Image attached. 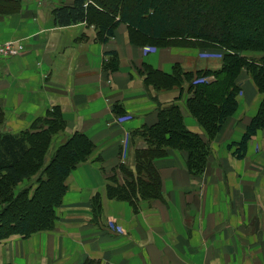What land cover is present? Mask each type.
Returning <instances> with one entry per match:
<instances>
[{"label":"crops","instance_id":"1","mask_svg":"<svg viewBox=\"0 0 264 264\" xmlns=\"http://www.w3.org/2000/svg\"><path fill=\"white\" fill-rule=\"evenodd\" d=\"M0 1L5 2L0 8L6 11L0 13V43L14 40L24 47L17 56L0 58V111L4 114L0 129L18 132L57 108L66 125L56 143L81 132L94 144L91 156L67 176L61 203L79 204L72 215L80 210L82 214L86 208L87 220L92 197L99 193L104 211L106 207L113 218L120 215V206L128 213V203L106 197L104 180L115 169L127 135L130 133L125 159L132 160L134 149L144 147V142L131 136V131L155 122L158 108L173 102L180 106L186 126L204 133L185 107L187 88L156 89L145 81V67L172 73L179 62L181 68L195 71L216 66L219 59L204 58L197 50L155 45L124 22L113 28L106 41L102 37L107 35L93 23L56 25L54 9L74 0ZM144 46L154 50L143 54ZM122 114L131 118L118 120ZM177 152L154 160L163 181L164 203L153 204L155 209L145 212L147 222L142 220V225L146 229L138 240L143 237L148 248L135 249L133 242V264H264L263 204H244L237 212L232 204L233 216L221 217L225 227L224 222L217 224L219 232L211 236L188 233L191 219L184 215L186 209L176 199L171 204L180 185L173 174L185 171ZM41 237L46 240L50 235ZM172 238L179 242L176 248ZM158 251L162 254H156ZM158 256L163 257L162 262L155 260Z\"/></svg>","mask_w":264,"mask_h":264},{"label":"trees","instance_id":"2","mask_svg":"<svg viewBox=\"0 0 264 264\" xmlns=\"http://www.w3.org/2000/svg\"><path fill=\"white\" fill-rule=\"evenodd\" d=\"M105 1L111 3L107 5ZM0 13L6 11L0 8ZM53 15L54 23L59 26L78 22L100 26V33L107 35L102 41L113 35L114 27L124 22L155 45L166 46L171 40L178 45L191 43L189 41L211 42L229 51L222 56L220 68L216 71H182L176 65L172 73H164L145 67V81L156 89L182 88L185 81L189 82L185 107L204 133L186 127L178 103L159 107L155 122L131 131V136L141 138L144 147L134 149V171L126 169L123 164L118 165L123 178L121 182L120 178H114L107 184L108 198L127 200L134 207L139 200L161 199L162 183L154 160L165 156L171 149L185 153L190 172L203 170L211 155V141L237 109V77L242 69L250 74L262 97L240 138L228 147H235L233 152L243 158L250 138L264 127V54L258 59H249L239 53L245 49L264 53V0H134L128 4L117 0H74L71 4L56 7ZM236 16L245 23L236 26L233 22ZM211 73L215 76L211 81H192L194 77ZM3 116L0 111V127ZM65 125L62 114L53 108L26 129L15 133L0 129V203L3 204L0 241L13 234L28 237L33 232L52 227L56 219L55 207L61 204L67 189V176L78 164L86 161L94 149L93 142L81 132L56 143L55 138ZM40 167L43 169L38 170ZM34 172L37 174L35 187L14 189ZM52 182L55 189L44 202L46 214L42 221L30 223L28 218L8 217L14 205L42 202L41 190ZM93 202L99 206L98 195L93 197Z\"/></svg>","mask_w":264,"mask_h":264},{"label":"rangeland","instance_id":"3","mask_svg":"<svg viewBox=\"0 0 264 264\" xmlns=\"http://www.w3.org/2000/svg\"><path fill=\"white\" fill-rule=\"evenodd\" d=\"M117 1L128 4L134 0ZM110 3L111 1H105L107 5ZM233 22L236 26H241L245 23L243 19L237 16ZM172 41L175 40H171V44L166 46L176 49L183 48L191 52H196L197 50V53H200L204 58L219 59V63L216 66L203 67L195 71L206 69H211L212 71L218 70L222 62V56L226 52H229L224 47L211 42L199 43L197 41H189L191 43L178 45V43ZM153 50V47L144 46L142 53L147 54ZM239 53L241 56H246L249 59H258V57L264 54L261 51L251 49L241 50ZM176 65L179 66L180 63L177 62ZM181 69L185 71V69ZM213 79H215V76L211 73L198 78L194 77L192 81L207 82ZM237 83L239 84L236 95L238 101L237 109L226 119L219 134L211 141V155L204 169L196 173L190 172L187 168L185 153L181 150L172 149L166 154L168 155L171 151L177 150L178 154L176 153V156L180 160H183L185 171L180 169L173 174L180 185H178L176 190L177 197L175 196V198L171 199V204H176V199L178 204H182L183 209H186L184 215L187 219H191L189 221L188 233L192 231L199 236H211L219 232L216 230L218 228L216 225L224 222L221 217L233 216L232 208H230L232 204H236L234 209L236 212L238 211V207L241 211L245 206L244 204H263L264 206V127L258 129L256 134L250 138L251 142H249L250 140L248 141L249 145L247 144L248 148L246 147V153L243 158H238L235 152H233L235 147H228L232 141L240 138L245 126L255 114L262 97V94L257 91L250 74L244 69H242L237 77ZM188 84L189 82L185 81L183 86L187 87ZM130 118V114H124L118 120H128ZM135 137L138 139L137 135ZM129 141L130 133L127 135L126 142L120 146L119 160L115 169L104 178L105 187L114 178H120V182L122 181L123 174L118 169V165L123 164L126 169L134 171V158L132 160L125 159ZM47 162L48 158L45 157V163ZM42 167L38 170H42ZM155 167L158 169L156 165ZM36 176V172L32 173L29 178L19 182L14 189L35 187ZM161 183V199L139 200L135 207L127 200L109 198L125 201L130 206V208L128 207V213L125 207H118L117 212L120 215L116 218L110 215L111 213H109L106 207V211H104L102 196L99 193L93 196L98 195L99 206L96 207V202H93L92 197V204L89 207V217L87 220L86 208H84V211L82 210V214H80V210L75 215H72L71 213L74 208L78 207L79 204L61 203L55 207L56 219L51 228L33 232L28 237L13 234L2 239L0 241V259H4V261L0 263L133 264L131 257V252L134 249L133 242L137 245L135 249L139 247L148 248V245L143 243V237L138 240L143 230L146 229L142 225V220L145 219L147 222L145 212L148 210L153 211L155 209L153 204L164 203L162 202L164 200L162 178ZM54 186V182L49 187L45 184L41 190L42 195L40 194L42 202L36 201L30 205H14L8 213V217L11 219L28 218L30 219V223L42 221L46 214L44 202L52 196L55 189ZM160 200L162 203L159 202ZM2 206L3 204L0 203V210ZM223 226L225 227V222ZM240 228H242V225ZM184 230L185 226L183 225V232ZM43 233H47L50 237H47L46 240L43 239L41 237ZM34 235L35 239H32ZM189 237L191 235L188 234ZM182 240L184 241V239ZM172 243L174 248H176V243L179 242L177 238H172ZM149 249H152V247ZM56 252H58V256L54 257ZM156 254H162V251H158ZM155 260L162 262L163 257H155Z\"/></svg>","mask_w":264,"mask_h":264},{"label":"built area","instance_id":"4","mask_svg":"<svg viewBox=\"0 0 264 264\" xmlns=\"http://www.w3.org/2000/svg\"><path fill=\"white\" fill-rule=\"evenodd\" d=\"M23 49V44L18 41H3L0 43V58L17 56Z\"/></svg>","mask_w":264,"mask_h":264}]
</instances>
